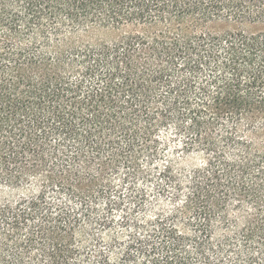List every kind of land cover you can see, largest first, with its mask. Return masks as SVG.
Masks as SVG:
<instances>
[{"label":"trees","instance_id":"16d2710c","mask_svg":"<svg viewBox=\"0 0 264 264\" xmlns=\"http://www.w3.org/2000/svg\"><path fill=\"white\" fill-rule=\"evenodd\" d=\"M0 264H264V0H0Z\"/></svg>","mask_w":264,"mask_h":264}]
</instances>
